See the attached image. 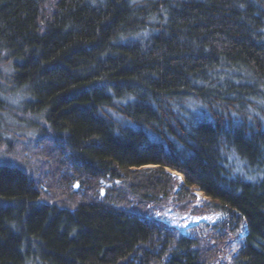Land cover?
Masks as SVG:
<instances>
[{
	"label": "trees",
	"instance_id": "trees-1",
	"mask_svg": "<svg viewBox=\"0 0 264 264\" xmlns=\"http://www.w3.org/2000/svg\"><path fill=\"white\" fill-rule=\"evenodd\" d=\"M173 200L264 264V0H0V264H217Z\"/></svg>",
	"mask_w": 264,
	"mask_h": 264
},
{
	"label": "rangeland",
	"instance_id": "rangeland-1",
	"mask_svg": "<svg viewBox=\"0 0 264 264\" xmlns=\"http://www.w3.org/2000/svg\"><path fill=\"white\" fill-rule=\"evenodd\" d=\"M2 117L5 118L7 122H12V117L8 113H3ZM153 166H148L147 168H152ZM181 183H184V176L176 171H170ZM109 187V186H108ZM76 189V188H75ZM80 189L78 184L77 191ZM107 187L104 186L101 189L102 196L106 195ZM194 195L197 197V204L202 206L205 204L206 200H211L198 188H193ZM104 191V192H103ZM156 215L168 222L169 224L177 227L182 233L187 234L192 237H200L202 243L205 246H211L214 248L216 255L215 258L221 263V255L226 254L228 249H233L234 251L239 247L242 237L244 236L243 230L239 229L234 232L232 236H227L224 239L220 238L219 234H216L213 227L220 224L225 220L226 215L222 212H213L206 215L194 216L191 213H184L179 211L178 205L175 200L171 201L166 207H157L155 210ZM212 244V245H210ZM214 244L216 247H214ZM218 249V250H216ZM214 253V252H213Z\"/></svg>",
	"mask_w": 264,
	"mask_h": 264
},
{
	"label": "water",
	"instance_id": "water-1",
	"mask_svg": "<svg viewBox=\"0 0 264 264\" xmlns=\"http://www.w3.org/2000/svg\"><path fill=\"white\" fill-rule=\"evenodd\" d=\"M77 187H78V183L76 184L75 188L77 189ZM103 192H104V191H103Z\"/></svg>",
	"mask_w": 264,
	"mask_h": 264
}]
</instances>
